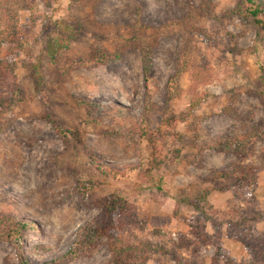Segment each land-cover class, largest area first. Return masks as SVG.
<instances>
[{
	"label": "rangeland",
	"instance_id": "374dc122",
	"mask_svg": "<svg viewBox=\"0 0 264 264\" xmlns=\"http://www.w3.org/2000/svg\"><path fill=\"white\" fill-rule=\"evenodd\" d=\"M191 1L193 22L183 28L166 23L186 15L188 0H0V57L15 64L0 108L7 123L0 133V264H112L104 238L87 253L69 254L78 229L110 195L134 208L132 222L112 232L139 247L137 263L257 264L240 240H264V31L236 14L238 0ZM59 20L82 28L52 50ZM90 47L118 58L68 67L86 60ZM184 49L190 69L166 102ZM230 100L237 118L222 111ZM251 127L260 136L241 154L198 152ZM249 164L257 168L249 184L236 175L209 178ZM10 217L31 226L17 245L4 236L1 219ZM196 217L209 244L189 232Z\"/></svg>",
	"mask_w": 264,
	"mask_h": 264
},
{
	"label": "trees",
	"instance_id": "16d2710c",
	"mask_svg": "<svg viewBox=\"0 0 264 264\" xmlns=\"http://www.w3.org/2000/svg\"><path fill=\"white\" fill-rule=\"evenodd\" d=\"M47 1V0H44ZM239 4L235 8L236 14L240 16H244L252 20L260 30L264 31V0H238ZM188 11L185 16L180 18H176L170 20L166 23L169 24H177L183 28L191 26L194 18L195 7L191 0H188ZM139 11V10H138ZM15 15H13V18ZM56 26L60 31L56 33L57 36L52 40L51 48L52 50H57L61 48H65L70 41L75 39L77 34L81 31L80 24H71L66 23L65 21L59 20L55 22ZM16 30V29H15ZM13 30V33L14 31ZM60 32V33H59ZM16 34V33H14ZM15 40V37L12 39ZM15 47V46H14ZM51 51V50H50ZM88 58L83 60L81 58L72 60L67 63L70 68H78V67H96L102 64H106L109 60H113L118 58L117 53H103L96 47H90ZM144 59V73L147 75V71L150 66V51L146 50ZM190 57L187 53V50H182L178 59L175 63V70L173 74L170 76V80L168 83V88L166 92V102L177 96L179 90V79L183 72H186L190 69ZM15 64L13 61H7L5 57H0V108H2L6 100H4L3 93L5 92V86L7 85L10 90L13 89V82L15 80ZM30 77L32 81L39 85V77L37 74V69L35 66H32L30 69ZM147 80V77H145ZM146 86L148 84L146 83ZM147 94H149L147 92ZM4 97V98H3ZM261 103L264 109V92L260 93ZM89 104L86 100H78L77 103ZM224 114L237 118L238 113L234 107L233 100L225 105L222 108ZM146 121V119L144 118ZM7 123L3 120V115L0 113V133H2L6 129ZM58 132L63 133L61 129H57ZM258 129L256 127H251L248 132L243 134L240 137H232L230 139L222 140L219 139L212 144H205L198 148V152L201 153L207 149L221 150V151H233L237 154H241L245 152L249 146H251L256 137L259 138ZM75 136L78 137V141L81 144H84L83 135H81L76 130L71 132ZM235 166L232 170H217L209 174V178L212 180H220L229 178L231 175H236V179L239 182L249 184L256 176V167L254 165H239L235 169ZM132 169H143L140 166L138 168L133 167ZM101 170H110V169H102ZM109 172V171H108ZM80 182L78 187L82 191L89 190V183L87 184ZM194 209L197 210L198 214H203V210L201 207L193 202L191 203ZM99 208V213L91 220L86 221L77 231L75 240L73 245L69 250V254L77 255L78 252L87 253L89 247L95 246L101 238H104L105 243L107 245L108 251L110 253L109 262L112 264H140L137 263L141 258V253L139 247L131 246L126 243L119 236H116L112 230L115 228L116 223L121 225V228L126 224L132 222V218L134 216V208L128 202H126L121 197H116L114 195H110L105 197L102 201L97 204ZM124 219H128L127 222H124ZM2 224L5 227V239L8 240L11 244H18V239L21 237V232L30 226V224L26 223L24 220H16L12 217L1 219ZM190 234L197 240L199 244L206 245L211 242L210 235L205 231L204 224L200 221L199 217H196L195 224L190 225L189 229ZM239 237H237L238 239ZM241 239V238H240ZM239 239V240H240ZM192 240L191 242H193ZM246 247L250 245V255L252 262L257 264H264V240L261 238H246L240 240ZM190 243V242H188ZM215 246L218 248L217 243ZM261 244V245H260ZM260 245L259 248L255 247ZM145 260V259H144ZM214 260V258H213ZM179 264V262H177ZM213 264H218V260L215 259L212 261Z\"/></svg>",
	"mask_w": 264,
	"mask_h": 264
},
{
	"label": "bare ground",
	"instance_id": "6f19581e",
	"mask_svg": "<svg viewBox=\"0 0 264 264\" xmlns=\"http://www.w3.org/2000/svg\"><path fill=\"white\" fill-rule=\"evenodd\" d=\"M221 108H222V107H221ZM36 133H37V132H36ZM32 135H33V134H32ZM38 135H39V134H38ZM35 136H36V135H35ZM27 138H28V137H27ZM34 138H35V137H34ZM34 138L32 137V139H34ZM32 139H31V140H32ZM32 141H33V140H32ZM40 141H41V140H40ZM40 141H39V142H40ZM28 144H30V143H28ZM25 145H26V144H25ZM30 145H31V144H30ZM28 146H29V145H28ZM36 147H37V145H36ZM27 148H28V147H27ZM32 149H33V148H32ZM25 150H27V149H25ZM28 152H29V151H28ZM24 154H25V152H24ZM29 154H30V153H29ZM30 156H31V155H30ZM35 163H37V162H35ZM27 166H28V165H27ZM31 166H32V165H31ZM28 167H29V166H28ZM34 167H35V166H34ZM38 172H39V171H38Z\"/></svg>",
	"mask_w": 264,
	"mask_h": 264
}]
</instances>
